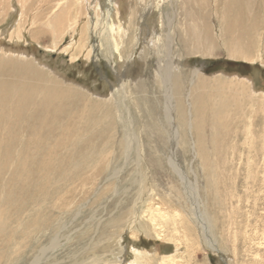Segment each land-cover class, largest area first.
I'll return each instance as SVG.
<instances>
[{
  "label": "rangeland",
  "instance_id": "obj_1",
  "mask_svg": "<svg viewBox=\"0 0 264 264\" xmlns=\"http://www.w3.org/2000/svg\"><path fill=\"white\" fill-rule=\"evenodd\" d=\"M10 2L0 51L25 52L45 77L17 73L12 86L0 87V264H264V61L233 60L222 49L188 58L187 70L207 62L205 79L250 78L254 92L228 149L213 136L212 103L201 124L206 152L175 115L174 158L185 185L169 164L163 111L154 128L136 92L119 112L105 104L119 90L121 68L117 57L105 58L111 47L89 17L95 0H82L84 16L56 41L35 36L37 4L18 39L23 7ZM152 29H144L147 40ZM147 94L164 101L155 85ZM135 214L136 226L124 229Z\"/></svg>",
  "mask_w": 264,
  "mask_h": 264
},
{
  "label": "bare ground",
  "instance_id": "obj_2",
  "mask_svg": "<svg viewBox=\"0 0 264 264\" xmlns=\"http://www.w3.org/2000/svg\"><path fill=\"white\" fill-rule=\"evenodd\" d=\"M95 2L96 9L91 10L89 17H95L93 23L97 28L99 27L96 34L99 38L105 36L106 45L111 47L105 58L114 60L117 57L120 66L118 63L115 65L121 68L118 76L119 90L114 89L112 93L114 97L108 99L105 104L113 106L115 111L119 112L122 105L132 101L129 90L136 92L138 102L147 107L146 118L152 120L151 124H155L154 128L159 127L156 120L158 118L159 121L161 118L159 111H163L164 122L169 128L166 131L172 145L169 164L184 184L189 185L190 182L181 173L174 158L176 146L181 140V134L174 125L175 115L181 122L182 130L187 132L188 125L190 132L196 135L198 147L202 152H206L203 147L206 137L201 124L205 122L203 119L206 116V105L212 103L214 105L211 116L213 136L216 140H220L222 150L228 149V139L236 134L233 126L238 122L240 110L251 103L254 87L253 79L250 78L242 80L241 77L235 76L239 78L238 81H223L221 78L214 81L205 79L201 74L210 63L203 62L201 68L190 71L187 70L188 58L195 56L205 59L207 56L215 55L218 49H222L233 60L264 61V32L260 33L264 28V18L259 13L256 14L258 9V12H261L259 0H161V2L129 0V3L125 0H95ZM10 3V0H0V21L5 18ZM36 4L37 8L33 9ZM19 5L23 8L16 33L18 39L21 38L25 26L23 17H26L32 9L40 13H38L39 21L37 17L35 21L33 20L34 24H38L34 32L35 36L49 34L55 41L69 26H73L70 23L75 21L77 15L84 16V11L81 9L82 0H19ZM161 7L163 10L161 14L158 13V18H155L156 22L152 21L154 10H159ZM214 22L220 24L219 29L215 27ZM148 26L153 27L154 34H151L147 40L144 29ZM28 58L25 52L0 51V87L12 86L17 73L45 77L43 71L34 67L35 61ZM141 64L145 66L143 71L140 69ZM143 77L147 78L143 79ZM151 85H155L162 94L164 98L162 104L158 103L157 97L154 98V103L148 96ZM71 89L76 88L70 87L69 90L72 91ZM118 91L121 92L120 97ZM45 100L44 98L41 100L44 105ZM188 116L191 120L190 118L188 120ZM47 119L51 120L50 117ZM47 119L45 122L48 123ZM139 146H142L141 142ZM232 149L234 150L233 147ZM129 220L125 222L124 229L131 230L136 226V214L130 222ZM202 227L205 233L204 226ZM97 261L102 264L110 263L109 260L105 261L101 258ZM93 262L90 264L98 263Z\"/></svg>",
  "mask_w": 264,
  "mask_h": 264
},
{
  "label": "flooded vegetation",
  "instance_id": "obj_3",
  "mask_svg": "<svg viewBox=\"0 0 264 264\" xmlns=\"http://www.w3.org/2000/svg\"><path fill=\"white\" fill-rule=\"evenodd\" d=\"M235 65H236V63H232V64H231V66H235Z\"/></svg>",
  "mask_w": 264,
  "mask_h": 264
},
{
  "label": "water",
  "instance_id": "obj_4",
  "mask_svg": "<svg viewBox=\"0 0 264 264\" xmlns=\"http://www.w3.org/2000/svg\"><path fill=\"white\" fill-rule=\"evenodd\" d=\"M49 55V54H48Z\"/></svg>",
  "mask_w": 264,
  "mask_h": 264
}]
</instances>
